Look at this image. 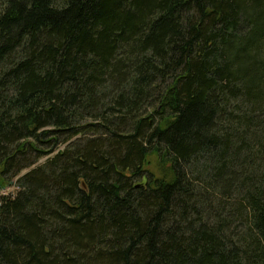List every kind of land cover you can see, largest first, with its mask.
Here are the masks:
<instances>
[{
	"label": "trees",
	"instance_id": "trees-1",
	"mask_svg": "<svg viewBox=\"0 0 264 264\" xmlns=\"http://www.w3.org/2000/svg\"><path fill=\"white\" fill-rule=\"evenodd\" d=\"M0 186V264H264V0H0Z\"/></svg>",
	"mask_w": 264,
	"mask_h": 264
},
{
	"label": "rangeland",
	"instance_id": "rangeland-1",
	"mask_svg": "<svg viewBox=\"0 0 264 264\" xmlns=\"http://www.w3.org/2000/svg\"><path fill=\"white\" fill-rule=\"evenodd\" d=\"M47 159H48V158H44V159L38 161L37 164H36L33 168H36V167L42 166V165L47 161ZM30 170H32V168L26 170L25 172H23V174L28 173ZM12 193H14V189H11V190L7 191L6 193L3 194V196H8L9 194H12Z\"/></svg>",
	"mask_w": 264,
	"mask_h": 264
},
{
	"label": "water",
	"instance_id": "water-1",
	"mask_svg": "<svg viewBox=\"0 0 264 264\" xmlns=\"http://www.w3.org/2000/svg\"><path fill=\"white\" fill-rule=\"evenodd\" d=\"M0 194H1V186H0ZM2 245H1V238H0V257H1Z\"/></svg>",
	"mask_w": 264,
	"mask_h": 264
}]
</instances>
